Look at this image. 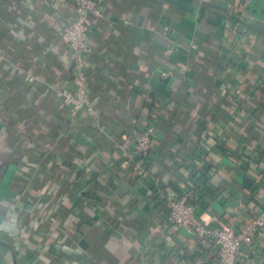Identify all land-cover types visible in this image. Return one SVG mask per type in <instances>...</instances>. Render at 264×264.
Returning <instances> with one entry per match:
<instances>
[{"label":"crops","instance_id":"0c3cea01","mask_svg":"<svg viewBox=\"0 0 264 264\" xmlns=\"http://www.w3.org/2000/svg\"><path fill=\"white\" fill-rule=\"evenodd\" d=\"M97 2L93 108L71 116L49 93L70 86L74 2L0 0V264H216L161 195L190 193L204 223L264 211V0ZM147 126L138 185L121 143ZM240 264H264V226Z\"/></svg>","mask_w":264,"mask_h":264},{"label":"built area","instance_id":"2783aa9c","mask_svg":"<svg viewBox=\"0 0 264 264\" xmlns=\"http://www.w3.org/2000/svg\"><path fill=\"white\" fill-rule=\"evenodd\" d=\"M75 5V16L61 28V37L64 43L77 54L70 68V86L51 87L55 98L60 99L66 106L71 116H76L80 111H91L92 99L89 84L91 78L85 71L86 56L93 51L89 42V33L95 18H104L97 0H72ZM248 3L249 0H243ZM169 52V51H168ZM162 77L167 73L162 72ZM27 83H32L35 76L25 74ZM234 94L241 95L239 89ZM262 105L264 107V85L262 90ZM234 117L231 116L226 125L231 126ZM154 135L152 126H147L132 138H126L122 145L131 144V151L125 152L122 159V171L131 173L136 184L141 185L147 177L152 176V171L147 166V159L151 140ZM205 190L203 189V192ZM167 206L168 219L174 226L183 231L188 240L209 241L216 249V264H240V252L245 244L251 243L255 233L264 226V211L257 214L253 220L243 227L236 223H204L197 214V202L191 201L192 195L188 192L180 195L163 193L161 195Z\"/></svg>","mask_w":264,"mask_h":264},{"label":"trees","instance_id":"16d2710c","mask_svg":"<svg viewBox=\"0 0 264 264\" xmlns=\"http://www.w3.org/2000/svg\"><path fill=\"white\" fill-rule=\"evenodd\" d=\"M49 61H50V60H49ZM50 62H51V61H50ZM68 78H69V80H70V73L68 74ZM91 82H92V80H91ZM91 82H90V83H91ZM90 91H91V90H90ZM91 95H92V94H91ZM49 96H50V97H53V94H52V91H51V90H50Z\"/></svg>","mask_w":264,"mask_h":264}]
</instances>
